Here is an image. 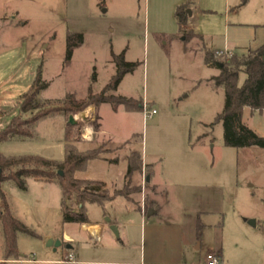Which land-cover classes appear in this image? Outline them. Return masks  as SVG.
Returning <instances> with one entry per match:
<instances>
[{"label": "rangeland", "instance_id": "1", "mask_svg": "<svg viewBox=\"0 0 264 264\" xmlns=\"http://www.w3.org/2000/svg\"><path fill=\"white\" fill-rule=\"evenodd\" d=\"M181 6L187 17L183 28L176 16ZM69 31L83 33L85 40L65 64ZM263 38L264 0H248L244 5L241 0H0V130L19 113L20 102L39 73L48 86L38 101L55 105L69 94L79 99L90 91L100 94L116 73L113 54L124 53L127 61L138 64L113 91L115 96L133 99L131 107L103 103L98 112H87L88 107L73 115L74 127L69 126L71 115L53 113L32 125L30 136L1 141L0 154L64 161L71 127V146L119 157L117 174H123L127 155L131 153L135 164L141 152L142 169L125 179L122 192L140 190L142 201L151 167L154 179L168 183L180 173L202 172L206 157L219 184L210 212L194 211L197 195L191 189L183 207L161 196L162 212L147 215L142 224L136 211H123L117 204H105V209L95 205L87 213L94 217L105 212L106 219L121 216L131 224L137 222L131 225V248H122L131 260L143 250L147 260L156 255L160 261L205 264L211 251L221 252L223 264H264V148L224 144V125L215 120L224 109L226 94L214 85L218 69L205 63L207 50H221L218 59L230 53L247 55V49ZM244 78L241 74V84ZM144 100L157 111L146 121L140 108ZM97 113L105 142L97 138ZM242 122L264 137V109L244 107ZM98 161L76 177L86 180L80 178L85 172L110 178L112 170ZM95 185L87 182L81 190L97 193L101 201L107 191L118 192L117 185L107 191ZM0 190L12 214L32 231L18 234L21 260L4 262L0 221V264H58L56 260L67 259L71 251L80 259L81 251L99 245L79 235L78 223L64 221L58 182L29 178L22 190L6 180ZM134 199L131 205L136 204ZM67 204L78 211L77 194ZM252 219L255 225L249 222ZM51 239L60 245H48Z\"/></svg>", "mask_w": 264, "mask_h": 264}, {"label": "trees", "instance_id": "2", "mask_svg": "<svg viewBox=\"0 0 264 264\" xmlns=\"http://www.w3.org/2000/svg\"><path fill=\"white\" fill-rule=\"evenodd\" d=\"M248 0H241L244 5ZM180 28L187 23L185 7L178 8L176 13ZM85 37L81 32L69 31L67 34V48L65 64H69L73 58L75 50L84 43ZM218 51L207 50L205 63L218 69L219 74L213 78L214 85L225 90V106L221 113L216 117L215 122H222L224 125V144L234 148H244L248 146H259L264 148V137L259 136L254 130L243 124V108L250 107L252 110L264 109V45L250 50L247 55L233 54L224 59L216 57ZM113 61L116 65V73L111 82L103 89L100 94L90 91L86 98L79 99L73 94L58 104L40 103L38 95L48 84L37 75L33 84L20 102V111L15 115L7 126L0 130V142L9 140L15 136H30L31 126L36 124L42 118L53 113H64L65 115H74L85 111L88 107L94 106L97 109L103 103H124L131 107L133 99L124 96H115L116 91L127 73L133 72L136 62H130L125 59V54H113ZM241 74L245 79L240 84ZM142 108V106H140ZM98 114V113H97ZM70 117V116H69ZM99 123H95L96 130L101 128V118L97 115ZM69 122V126H76ZM72 136L71 127L66 133V157L64 161L50 160L41 156H23L6 157L0 154V184L6 180H12L22 190L27 189V180L29 178L45 181L58 182L62 188V214L66 222H75L79 224L89 222L85 204L87 202H100V196L90 190H81V185L90 183L101 185L97 181L80 180L76 177L77 172L86 169L90 160L99 157L96 150L81 152L70 145ZM130 155L126 178L132 179L133 175L141 171L143 161L142 154L139 151L136 154L137 162L134 164L133 156ZM135 160V161H136ZM152 174V169L148 175ZM99 186V187H98ZM73 194L78 196L79 210H72L67 201ZM0 221L4 236V262L8 260L20 259L21 253L17 245L19 233H31L32 231L18 218H16L10 209L6 194L0 190Z\"/></svg>", "mask_w": 264, "mask_h": 264}, {"label": "crops", "instance_id": "3", "mask_svg": "<svg viewBox=\"0 0 264 264\" xmlns=\"http://www.w3.org/2000/svg\"><path fill=\"white\" fill-rule=\"evenodd\" d=\"M264 39V38H263ZM261 40L258 42L257 46L253 48H248L247 51L255 50L261 46L264 45V40ZM215 51H221V50H215ZM246 51V52H247ZM231 52V51H227ZM245 55V53H243ZM242 54V55H243ZM219 73V72H218ZM245 79V78H244ZM241 84V83H240ZM94 110V112L97 110L94 106H90L87 109V112H91ZM99 110V109H98ZM101 118V117H100ZM76 120V119H75ZM101 122V128L99 131H97V138L98 141L105 142L103 136L104 128L102 120ZM88 132L91 131L89 128L87 130ZM85 144H88L87 142ZM130 155L126 156L125 162L123 164V174H117L114 169L116 168V165H120V159L119 157H107V156H99L96 159L90 160L88 162L87 168L93 164L95 160H99L98 162H101V164L104 166L105 169L112 170V173L110 175V178H106L104 176L102 177H92L87 175L85 172L81 173L80 178L90 180V181H97L100 182L102 186L100 188H104L106 191L109 189V186L111 185H117L118 192L116 194L110 193V191H107V193H104V198L100 202L90 203L87 202L85 204L87 212L90 211V207H93L97 205L98 207H102L105 209V204H117L118 207H121L123 211L125 209L128 212L136 211L138 215L140 216L141 224L145 220V218L148 215V210L153 209L155 211V214L158 215L162 212V204L160 202L161 196H164L167 200L169 198L172 199V203H175L178 206L183 207L184 203L186 202L185 196L188 195L189 191L192 189L196 196L195 203H194V211H200V212H210V208L214 205L215 200V188L218 183H216V178L214 177L213 173H211L208 164L209 159L204 157L203 158V169L200 173H194L193 175H187L186 173H180L177 177L171 178L170 182L164 183L160 179H154L153 175H155L154 170L152 169V174L147 176V185H145V200H141L139 198L140 190L138 192H135L133 194H124L122 192L124 185H125V179H126V173L127 168L129 165V159ZM144 164V163H143ZM151 164V163H150ZM88 169H86L87 172ZM141 173L138 174V180L136 181L135 185L138 186L140 184V176ZM164 194V195H163ZM133 196L136 197V200L133 198ZM178 197H180L178 200H176ZM135 200L136 204L131 205V200ZM133 204V203H132ZM79 210V205H78ZM143 208L145 209V213L143 211ZM121 211V210H119ZM89 222L79 224L80 226V234L84 239L87 240V242H96L99 245L94 246V249L90 250H84L80 252V259H76V255L74 251H71L69 254V257L67 259H60L56 260L58 264H185L181 262H174V261H160L157 259L156 255L150 256V258L147 260L146 254L143 250H141L138 254V256L131 260V258L126 257L123 253L124 250L122 248H131V225H137V222H132L134 224H131V221L123 219L121 216H116L115 218H110V221H107L105 216L106 213L104 212L102 216H91L87 213ZM152 216V215H151ZM148 217H150L148 215ZM17 218V217H16ZM176 220V219H174ZM115 224L118 227L120 238H115L114 232L111 230L110 225ZM92 225H97L99 227L98 236L97 238L92 237V235L89 232V227ZM183 226V224H182ZM199 227V224H198ZM197 227V238L200 235L199 229ZM67 237L69 239H73V236L70 233H67ZM119 237V236H117ZM111 239V241H109ZM183 238V242H184ZM71 249H73L72 246H70ZM200 248V245H199ZM4 249V246H3ZM4 253V250H3ZM216 254L221 258L222 264H223V257L221 255V252H208L206 256V263L209 262V259L211 255ZM22 256V255H21ZM1 260V259H0ZM4 260V256H3ZM17 260H21L17 259ZM2 262V261H1ZM7 262V261H6Z\"/></svg>", "mask_w": 264, "mask_h": 264}, {"label": "water", "instance_id": "4", "mask_svg": "<svg viewBox=\"0 0 264 264\" xmlns=\"http://www.w3.org/2000/svg\"><path fill=\"white\" fill-rule=\"evenodd\" d=\"M69 122L71 124H75L76 123V120H75V116L71 115L69 117ZM155 214V211L153 209H149L148 210V215L151 216ZM107 221H110L109 218L106 219ZM252 225H255L256 224V221L254 219L250 220L249 221ZM110 228L111 230L115 233L116 236H119V230H118V227L115 225V224H111L110 225ZM89 232L90 234L92 235V237L94 238H97L98 236V231H99V227L97 225H92L89 227ZM48 245H53V246H57V245H60V242L59 241H54L53 239H51L48 243Z\"/></svg>", "mask_w": 264, "mask_h": 264}, {"label": "built area", "instance_id": "5", "mask_svg": "<svg viewBox=\"0 0 264 264\" xmlns=\"http://www.w3.org/2000/svg\"><path fill=\"white\" fill-rule=\"evenodd\" d=\"M222 51H218L217 54H221ZM232 54L230 53L229 56H231ZM142 110H143V117H144V120H148L149 118H151L154 114H156V110L153 109V110H150L149 109V103L144 100V102L142 103ZM143 211L145 213V209L143 208ZM140 264H144V263H140ZM207 264H222V261H221V258L216 255V254H213L211 255L210 259H209V262Z\"/></svg>", "mask_w": 264, "mask_h": 264}]
</instances>
